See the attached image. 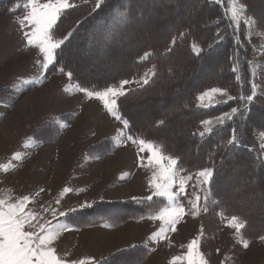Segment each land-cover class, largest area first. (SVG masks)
I'll list each match as a JSON object with an SVG mask.
<instances>
[{
  "label": "rangeland",
  "instance_id": "374dc122",
  "mask_svg": "<svg viewBox=\"0 0 264 264\" xmlns=\"http://www.w3.org/2000/svg\"><path fill=\"white\" fill-rule=\"evenodd\" d=\"M225 1L226 14L231 24L229 0ZM256 3L263 8L261 10L264 13V0H256ZM245 5V17L249 18L251 23L244 24L242 21L241 28L245 31L244 37L252 50L246 68L249 73L255 69V82L260 86L257 95L264 97V36L256 31L255 18L249 13L248 5ZM20 11L17 14L0 12V164L12 165L7 172L0 169V198L15 202L23 195H31L33 200L28 207L39 213L44 220H50L52 217L50 213L43 211L44 208L66 211L69 208H78L84 202L91 203L94 207L101 202L131 201L133 197L143 198L151 195L148 180L152 169L140 166L139 158L145 154L138 153L137 146L124 139L128 135L127 128L111 116L99 101L88 99L81 93L73 78L67 77V72L55 73L49 77L45 75L46 70L36 63L38 60L42 61V55L38 49L27 46L23 39L18 19L24 13L22 9ZM142 30V37L132 32L134 39L126 40L115 56L101 55V50L105 49L102 42L98 49L93 50L90 45L94 44L95 38L91 35L82 36L83 47L73 46L68 51L77 58L75 64L80 65V69L86 74L99 72L106 75L112 70L126 67L127 50L139 45L142 38H150L151 30L148 31L146 27ZM122 38L124 39L123 34ZM239 38V34L235 36L236 40ZM145 52L140 53L136 60H141L140 57ZM151 67L152 65L146 64L137 74L122 78L138 81L126 85V90L143 85L141 77ZM213 69L214 67L209 66L207 70L197 72L195 80ZM250 79L251 75L245 79V95L251 91ZM125 102L127 106L129 100ZM134 103H131L134 111L127 107V112L132 116L136 113L139 116L148 115L145 111L140 114L143 102ZM241 105V112L235 117L242 121L248 111V105ZM61 114L63 115L59 117ZM68 115L72 116V120ZM43 119L59 127L61 134L55 143L36 144L30 137L31 129ZM120 129H123V136L118 134ZM261 134L262 132H255L258 148L264 143ZM102 140L110 141L112 150L104 157L92 159L88 155L89 146ZM117 140L122 142L117 144ZM16 153H20L21 158L18 160L13 159ZM262 155L264 157V154ZM240 178L234 173L223 174V187L233 186L227 184L228 180L234 183V179ZM65 187L73 191L61 197L60 193ZM208 188L209 193L201 190V196L208 195V200L201 201L199 214L185 215L177 224V231L168 233L167 241L154 243L149 240L151 234L161 226L160 221L147 218L150 212L141 217L128 218L120 224H112L101 218L86 224L75 223V216L87 210L85 208L68 218L58 217L60 221L68 223L71 230L60 234L55 242L57 252L68 260L92 257L98 264L117 250L143 246L148 251L140 264H169L173 256L182 255L186 251V247L182 245L186 246L191 239L199 235L202 228L200 246L208 264H264V233L254 237L255 233L246 228L247 233L244 231L243 234L241 230L237 235L234 229L227 227V218L231 216L214 207L216 202L213 196H210V185ZM194 191L196 189L189 186L188 195L181 198L186 210L191 207L188 200L192 199ZM57 199L61 201L59 205L55 204ZM55 222L54 220L53 223ZM241 238L248 241L247 249L240 242Z\"/></svg>",
  "mask_w": 264,
  "mask_h": 264
},
{
  "label": "trees",
  "instance_id": "16d2710c",
  "mask_svg": "<svg viewBox=\"0 0 264 264\" xmlns=\"http://www.w3.org/2000/svg\"><path fill=\"white\" fill-rule=\"evenodd\" d=\"M73 1H77L76 7L69 9L62 16L57 29L58 37H63L69 31L72 35L62 46V50H58L57 62L49 66L45 75L49 77L61 72L59 69L63 68L64 72H73L72 78L76 83L79 82L81 86L90 90L92 88L98 90L119 79L137 74L146 64L155 65L156 75L149 83L128 89L126 95L118 100L119 113L130 122L127 133L161 143L166 149V154L179 158L181 167L191 172L212 166L210 161L214 160L215 173L210 183V196H213L216 202L214 207L224 211L226 215L238 216L244 224L241 228L243 234L244 231L247 233V229L255 233L254 237L263 234L264 167L260 166L256 158L263 157L264 152H260L256 146L255 132L264 133V97L257 95L254 98L247 106L248 111L242 121L235 117L231 121H226L222 127H218L211 136L201 138L194 135L200 130L199 122L202 119L213 117L231 107L242 108L241 104L244 103L233 100L214 108L202 109L196 107V94L209 86H227L230 94L245 95V79L250 78L246 63L252 56L251 46L246 41L242 28L238 33H233L225 10L226 1L104 0L101 8L95 11L94 0ZM16 2L17 0H0V12L7 14L21 12L20 9L15 13L11 11ZM20 2L22 3V0ZM243 2L248 5L249 13L255 18L256 31L264 36V13L261 10L263 8L257 5L256 0ZM117 9H130V19L126 26L116 27L114 31L104 36L107 23H110V18ZM77 21L80 22L78 27ZM98 25L102 27H96ZM143 27L151 30L150 38H142L139 45L127 50L126 67L112 70L106 75L99 72L86 74L82 68L80 69V65L75 64L77 58L68 51L73 46L83 47L82 36L91 35L95 38L94 44L90 45L93 50L98 49L102 42L105 49L101 50V55L115 56L126 40L134 39L132 32L143 36ZM180 32H186L187 35L181 38ZM217 32L222 36L218 37ZM238 34L239 47L235 39ZM173 37L177 39L175 46L171 44ZM193 42L203 48L199 56L191 50ZM144 51L151 52V57L144 61L136 60ZM233 57L238 59H230ZM233 63H236L243 78L242 88L235 81L231 71ZM209 66L214 69L195 80L197 72L205 71ZM127 100L129 103L126 106ZM139 101L143 102L140 114L145 111L148 115L141 117L136 113L132 116L127 112V107L133 112L134 107L131 103L136 104ZM68 116L72 118L71 115ZM233 128L237 130L241 142L252 147L253 151L250 152L247 147L234 148L227 144ZM60 134L59 127L47 119H43L29 133L36 144L55 143ZM112 148L110 141L102 140L89 146L88 155L92 159L104 157ZM232 173L241 177L240 180L234 179V183L228 180L227 184L233 186L223 187L225 182L223 174ZM159 203L161 202L157 201L152 207H157ZM86 209L75 216V223L86 224L93 219L101 218L112 224H120L128 218L141 217L150 212L148 204L135 203L133 200L101 202L93 208ZM147 251L148 249L143 246L120 249L100 260L98 264H140L145 259Z\"/></svg>",
  "mask_w": 264,
  "mask_h": 264
},
{
  "label": "snow or ice",
  "instance_id": "6c2138e0",
  "mask_svg": "<svg viewBox=\"0 0 264 264\" xmlns=\"http://www.w3.org/2000/svg\"><path fill=\"white\" fill-rule=\"evenodd\" d=\"M94 3L96 6L95 11L101 8L104 0H94ZM74 7L76 5L72 0H22V3L17 0L11 9L13 13L19 9L23 10L24 14L18 19L23 39L27 46L38 49L42 55V61L38 60L36 63L41 64L43 70H47L50 65L57 62L58 50H62V46L72 35V32L69 31L63 37H58L57 29L59 26L58 22L61 21L62 16ZM245 11L246 5L241 0H229L228 12L234 34L239 32L242 27V21L244 24L251 23L250 19L245 17ZM129 19L130 9L115 10L110 18V23H107L104 36L114 31L116 27L126 26ZM79 23L77 21V27ZM97 27H102V25ZM186 35V32L179 33L181 38ZM217 36L221 37L222 34L217 32ZM176 43L177 39L173 37L171 44L175 46ZM236 44L239 47L240 41L236 40ZM190 47L197 56L203 52V48L195 42ZM151 55V52L146 51L140 59L141 61L147 60ZM230 59L237 60L238 57ZM155 67L153 65L141 77L144 84L149 83L150 77L156 75ZM59 70L64 72L63 68ZM231 71L234 74L235 81L242 87L244 81L239 74L236 63H233ZM66 75L69 79H72L73 72L68 71ZM250 75L252 77L249 80L250 94L234 96L230 94V89L227 86H210L196 95V107L209 109L233 100L242 101L245 106L250 105L257 96V91L260 87L255 82L256 72L254 68L251 70ZM133 82L138 81L121 79L118 83L105 85L101 90L96 88L90 90L88 87L81 86L79 82L76 87L88 99L99 101L111 116L122 122L124 128L130 129L129 120L119 113L118 100L126 95L125 86ZM65 90L67 91V89ZM218 97L225 99L221 100ZM238 112H241L239 107H231L229 111L222 112L218 116L202 119L199 122L200 130L194 135H199L201 138L211 136L226 121L233 120ZM118 134L123 136V129L118 130ZM261 138L264 139V133L261 134ZM124 139L136 145L138 153L145 154L139 158L140 166L152 169L151 177L148 180L151 195L143 198H132L138 203L150 206L148 219L161 222V226L151 234L149 240L154 243L167 241L169 239L168 233L177 231V224L181 222L182 218L188 214L192 216L198 215L201 210V201L206 202L208 200V195L201 196V190L209 193L208 185H210L215 173V161H210L212 166L199 168L195 172H191L181 167L179 158L166 154V149L159 142L146 137L137 138L132 134H128ZM116 142L119 144L122 141L117 140ZM227 144L234 148L247 147L250 152L253 151L252 147L241 142L235 128L232 129ZM259 149L260 152H264V143L260 144ZM20 158V153L14 154L13 159L18 160ZM256 159L259 160L260 166L264 167V157H257ZM11 167V164H0V169L5 172ZM189 186L196 189V191L193 192L192 199L188 200V204L191 206L190 209L186 210L181 198L188 195L187 188ZM40 191L42 192L43 189H40ZM72 191L73 189L65 187L60 196L63 197L64 194ZM32 200L33 197L31 195H23L15 202L0 198V264H96L92 257L78 260L65 259L58 254L55 247V242L60 237V234L71 230V226L64 221H60L58 217L68 218L73 213L85 208H92L93 204L84 202L78 208H69L66 211H59L51 207L44 208L43 211L50 213L52 217L50 220H44L39 213L28 207ZM157 201L161 202L160 205L153 208L152 206ZM60 202V199H57L55 204L59 205ZM204 210H207L206 206ZM54 220L56 221L55 223H53ZM226 226L234 229L239 235L244 224L241 223L238 216L232 215L227 218ZM202 234L203 229L201 228L199 235L191 239L186 246L182 245V247H186V251L182 255L173 256L169 264H208L201 251ZM240 242L245 249L249 247L247 240L241 238Z\"/></svg>",
  "mask_w": 264,
  "mask_h": 264
},
{
  "label": "bare ground",
  "instance_id": "6f19581e",
  "mask_svg": "<svg viewBox=\"0 0 264 264\" xmlns=\"http://www.w3.org/2000/svg\"><path fill=\"white\" fill-rule=\"evenodd\" d=\"M204 83V82H203Z\"/></svg>",
  "mask_w": 264,
  "mask_h": 264
},
{
  "label": "crops",
  "instance_id": "0c3cea01",
  "mask_svg": "<svg viewBox=\"0 0 264 264\" xmlns=\"http://www.w3.org/2000/svg\"><path fill=\"white\" fill-rule=\"evenodd\" d=\"M76 117V116H75Z\"/></svg>",
  "mask_w": 264,
  "mask_h": 264
}]
</instances>
